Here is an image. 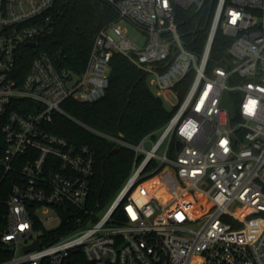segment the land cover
Instances as JSON below:
<instances>
[{"label": "built area", "instance_id": "built-area-1", "mask_svg": "<svg viewBox=\"0 0 264 264\" xmlns=\"http://www.w3.org/2000/svg\"><path fill=\"white\" fill-rule=\"evenodd\" d=\"M107 1L119 19L97 32L76 72L41 47L58 0H0V169L9 177L0 241L11 253L0 264H264V0ZM214 1L204 47L190 49L187 14ZM124 22L146 34L145 45ZM219 27L230 38L220 59L211 55ZM115 52L157 95L177 97L172 117L138 143L64 106L106 94ZM58 114L133 151L129 177L99 218L94 150L49 130ZM64 221L74 223L67 233L43 239Z\"/></svg>", "mask_w": 264, "mask_h": 264}, {"label": "trees", "instance_id": "trees-1", "mask_svg": "<svg viewBox=\"0 0 264 264\" xmlns=\"http://www.w3.org/2000/svg\"><path fill=\"white\" fill-rule=\"evenodd\" d=\"M60 12L53 20V31L41 40V47L51 54L61 52L63 63L82 72L97 32L119 19V14L107 0H58ZM215 10L213 4L187 14L184 38L193 50H202L206 42ZM230 38L218 28L211 55H226ZM190 78L178 83L183 96ZM65 108L90 127L113 137L138 143L145 135L159 130L172 117L176 108L168 109L161 96L149 84L148 75L132 61L115 52L110 61L109 85L106 94L94 102L66 101ZM49 130L64 136L77 145H88L95 153L94 173L91 177L90 205L99 209L113 200L129 177L133 165V151L120 146L113 139L101 136L64 115L54 117ZM9 177L0 169V189ZM6 205L0 193V229L6 225ZM64 221L59 227L43 229V239L53 240L72 228ZM10 249L0 241V261L9 258ZM75 264V263H72Z\"/></svg>", "mask_w": 264, "mask_h": 264}, {"label": "rangeland", "instance_id": "rangeland-1", "mask_svg": "<svg viewBox=\"0 0 264 264\" xmlns=\"http://www.w3.org/2000/svg\"><path fill=\"white\" fill-rule=\"evenodd\" d=\"M124 24H126V26H127V30H128V35L132 38V39H134L135 41H137L140 45H145V43H146V40H147V38H146V34H144V32L140 29V28H138V27H136V26H134V25H132L131 23H128V22H124ZM151 85V88H152V90L156 93L157 92V90H156V88H155V86L153 85V84H150ZM169 100H167V99H165L164 97H162V99H163V101H164V104H165V106L168 108V109H173V102H176V100H177V97L174 95V94H172V93H170L169 95ZM150 145H151V143L149 142V141H147L146 143H145V147H150ZM118 194V193H117ZM117 196V195H116ZM116 196L113 198V200L116 198ZM111 202V201H110ZM108 205V204H107ZM107 205H105V206H103V207H101V211H100V213H98L97 215H96V217H100V215L103 213V211H104V209H105V207L107 206Z\"/></svg>", "mask_w": 264, "mask_h": 264}, {"label": "water", "instance_id": "water-1", "mask_svg": "<svg viewBox=\"0 0 264 264\" xmlns=\"http://www.w3.org/2000/svg\"><path fill=\"white\" fill-rule=\"evenodd\" d=\"M30 44L35 45V42L32 41L30 42ZM39 245H40L39 240H36L33 244L26 246V248H34V247H38Z\"/></svg>", "mask_w": 264, "mask_h": 264}]
</instances>
